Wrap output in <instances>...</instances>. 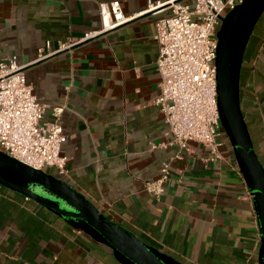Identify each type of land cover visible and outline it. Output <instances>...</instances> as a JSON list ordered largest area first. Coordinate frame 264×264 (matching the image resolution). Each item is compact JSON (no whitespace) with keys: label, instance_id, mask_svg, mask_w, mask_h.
Returning <instances> with one entry per match:
<instances>
[{"label":"crops","instance_id":"crops-1","mask_svg":"<svg viewBox=\"0 0 264 264\" xmlns=\"http://www.w3.org/2000/svg\"><path fill=\"white\" fill-rule=\"evenodd\" d=\"M109 1L0 0V59L15 54L26 65L32 93L46 106L45 120L52 106L64 107L60 153L67 162L59 178L110 221L180 264H258L257 218L232 147L221 139L215 161L194 141L179 150L154 103L160 92L154 22L170 9L74 43L101 29L98 4ZM119 2L131 15L147 0ZM261 16L244 49L239 98L264 167V11ZM164 161L170 176L156 199L143 183L159 178ZM0 264L125 263L110 246L0 185Z\"/></svg>","mask_w":264,"mask_h":264},{"label":"built area","instance_id":"built-area-1","mask_svg":"<svg viewBox=\"0 0 264 264\" xmlns=\"http://www.w3.org/2000/svg\"><path fill=\"white\" fill-rule=\"evenodd\" d=\"M241 2L147 0L143 10L131 15L123 13L119 0L100 2L101 29L84 34L74 43L168 7L170 14L154 22L155 67L160 77V92L154 103L164 114L172 137L170 144L181 150L187 147V142H197L208 149L207 159L215 161L221 158L222 145L214 63L216 32L223 12ZM64 47L65 44H60V48ZM47 55H40L39 59ZM25 67L18 63L15 54L0 59V149L30 167L52 169L55 175H64L67 157L60 153L65 141L60 123L64 107L52 106L51 119H44L46 106L32 93ZM174 158L180 155L175 154ZM170 169V163L164 161L159 178L143 183L145 191L158 199Z\"/></svg>","mask_w":264,"mask_h":264},{"label":"water","instance_id":"water-1","mask_svg":"<svg viewBox=\"0 0 264 264\" xmlns=\"http://www.w3.org/2000/svg\"><path fill=\"white\" fill-rule=\"evenodd\" d=\"M264 11V0H242L221 17L216 32V99L220 125L250 192L261 244L258 264H264V167L244 120L239 98V74L249 36ZM0 185L49 209L72 226L110 246L125 264H180L110 221L83 193L55 175L30 167L0 150Z\"/></svg>","mask_w":264,"mask_h":264},{"label":"rangeland","instance_id":"rangeland-1","mask_svg":"<svg viewBox=\"0 0 264 264\" xmlns=\"http://www.w3.org/2000/svg\"><path fill=\"white\" fill-rule=\"evenodd\" d=\"M228 12V10H225L224 12H223V14L225 15L226 13ZM262 17V16H261ZM261 22V19H259V21L256 23V25H255V27H254V30H258V28H259V24H261L260 23ZM221 132H223V129H222V127H221ZM222 136V135H221ZM221 139H223V140H225V142L227 143V145H229L230 146V144H229V142H228V138H227V136L226 135H223L222 137H221ZM1 150V149H0ZM46 171H50V169H46ZM57 178H59V175H55Z\"/></svg>","mask_w":264,"mask_h":264}]
</instances>
